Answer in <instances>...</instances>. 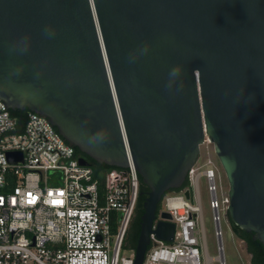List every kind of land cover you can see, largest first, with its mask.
<instances>
[{
    "label": "water",
    "instance_id": "95a60500",
    "mask_svg": "<svg viewBox=\"0 0 264 264\" xmlns=\"http://www.w3.org/2000/svg\"><path fill=\"white\" fill-rule=\"evenodd\" d=\"M0 100L45 115L97 162L136 168L149 189L133 264L151 231L172 239L169 212L152 222L203 129L228 219L264 249V0H0Z\"/></svg>",
    "mask_w": 264,
    "mask_h": 264
},
{
    "label": "built area",
    "instance_id": "2783aa9c",
    "mask_svg": "<svg viewBox=\"0 0 264 264\" xmlns=\"http://www.w3.org/2000/svg\"><path fill=\"white\" fill-rule=\"evenodd\" d=\"M203 132L187 186L162 194L152 222L155 228L165 219L161 212H169L173 237L164 240L151 231L142 264H209L211 259L225 264L221 213L227 214L229 196L228 191L218 194L217 166L209 155L213 142ZM201 146L206 156L199 162ZM9 151H19L21 159H9ZM201 176L209 194L216 256L207 251ZM138 194L136 168L112 167L100 178L90 163L78 161L72 144L45 115L29 111L19 127L0 100V264H133L135 250L124 254L123 246ZM244 262L250 264L246 257Z\"/></svg>",
    "mask_w": 264,
    "mask_h": 264
},
{
    "label": "rangeland",
    "instance_id": "374dc122",
    "mask_svg": "<svg viewBox=\"0 0 264 264\" xmlns=\"http://www.w3.org/2000/svg\"><path fill=\"white\" fill-rule=\"evenodd\" d=\"M200 158L199 162L203 160V157L206 156L204 147H200ZM209 155L213 159L215 165L217 166L216 169V183L218 188V194L222 191H228V181L226 174L222 165L220 164L217 155L215 154L214 150L210 148ZM199 190H200V198H201V206H202V217L204 223V230H205V238H206V245L207 251L211 256H216L218 250L216 248V237L214 235V223L212 219V210L209 206V194L206 186V181L203 176L199 178ZM191 202H195L194 198H190ZM221 227H222V242L224 248V257H225V264H245L244 258L246 257L244 254V244L237 237L231 227L230 220L228 219L227 214L221 213ZM124 254H128L132 251L129 245L124 244L123 246ZM244 249V250H243ZM202 260H203V252H202ZM204 264V263H203ZM209 264H219L218 260L211 259Z\"/></svg>",
    "mask_w": 264,
    "mask_h": 264
},
{
    "label": "trees",
    "instance_id": "16d2710c",
    "mask_svg": "<svg viewBox=\"0 0 264 264\" xmlns=\"http://www.w3.org/2000/svg\"><path fill=\"white\" fill-rule=\"evenodd\" d=\"M9 109V108H8ZM10 113L17 118L18 126L21 127L23 123L26 121L28 117V112L30 111L28 108L25 109H9ZM56 128V127H55ZM72 144V143H71ZM74 153L77 157L83 156L92 166L94 169V174L100 178L103 177V173L105 170H108L112 167H117L113 165H109L106 163H100L94 160L91 156L86 154L85 152L81 151L77 146L73 145ZM139 175V174H138ZM188 180L187 176L183 182V184L177 188H170L169 190H179L184 186H187ZM148 186L141 181L139 176V192L141 191H148ZM147 192H140L138 194L137 204L135 213L132 217V220L129 224L128 230L125 236V244L129 245L131 248H135L140 225V216L143 212V200L146 197ZM160 205V201L158 202V206ZM231 227L234 233L237 235L238 238L245 242V250L244 254L246 258H248L250 264H264V249L263 244L260 240L258 242L252 238V232L246 231L245 229L239 227L237 224L231 222Z\"/></svg>",
    "mask_w": 264,
    "mask_h": 264
},
{
    "label": "clouds",
    "instance_id": "9594fccd",
    "mask_svg": "<svg viewBox=\"0 0 264 264\" xmlns=\"http://www.w3.org/2000/svg\"><path fill=\"white\" fill-rule=\"evenodd\" d=\"M171 75H172V76H176V75H178V71H177V69L174 68V69L172 70Z\"/></svg>",
    "mask_w": 264,
    "mask_h": 264
},
{
    "label": "flooded vegetation",
    "instance_id": "af4514ba",
    "mask_svg": "<svg viewBox=\"0 0 264 264\" xmlns=\"http://www.w3.org/2000/svg\"><path fill=\"white\" fill-rule=\"evenodd\" d=\"M243 244H244V247H245V242L242 240Z\"/></svg>",
    "mask_w": 264,
    "mask_h": 264
}]
</instances>
